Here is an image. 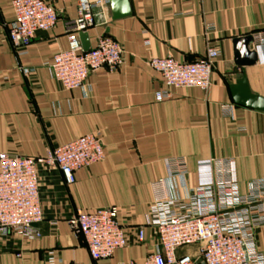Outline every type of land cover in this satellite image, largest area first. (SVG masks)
I'll return each mask as SVG.
<instances>
[{"label":"crops","instance_id":"0c3cea01","mask_svg":"<svg viewBox=\"0 0 264 264\" xmlns=\"http://www.w3.org/2000/svg\"><path fill=\"white\" fill-rule=\"evenodd\" d=\"M44 1L56 12L54 26L35 32L18 53L6 35L13 18L10 0H0V153L41 159L55 146L98 134L103 158L74 171L70 185L54 166L37 163L39 236H0V264H45L48 252L63 263L141 262L156 247L155 231L146 225L149 183L165 176L166 160L185 162L190 187L196 184V162L208 158L231 161L239 194L248 181L264 178V113L234 104L229 90L242 70L249 90L264 98V43L248 44L255 61L240 68L233 62L232 42L264 31V0H127L130 13L118 18H112L107 2L86 30L88 42L93 46L99 35L113 38L122 47V64L113 72L90 73L83 91L62 89L46 66L67 47L76 2ZM206 22L214 24L211 44L220 53L210 87L167 89L147 61L170 56L189 63L201 57ZM21 68L32 72L24 77ZM164 90L170 97L155 102L153 93ZM225 105L230 116L223 113ZM109 207L116 210L126 244L93 262L67 219L77 211ZM254 238L264 261V226ZM174 254L203 264L197 244L177 247Z\"/></svg>","mask_w":264,"mask_h":264},{"label":"built area","instance_id":"2783aa9c","mask_svg":"<svg viewBox=\"0 0 264 264\" xmlns=\"http://www.w3.org/2000/svg\"><path fill=\"white\" fill-rule=\"evenodd\" d=\"M75 2L76 15L69 21L65 33L67 47L53 54L46 66L51 78L62 89L83 91L90 73L118 69L123 51L117 41L106 35L97 36L93 46L82 49L78 33L86 31L101 17L107 0ZM10 4L13 18L7 25V40L14 51L21 53L35 32L54 26L56 12L44 0H10ZM214 30L213 23L203 24L204 52L192 62H177L170 56L147 61L167 89L208 90L210 74L220 54L211 44ZM251 37L254 45L264 43V31L255 32ZM20 71L24 77L32 72L27 68ZM169 97L168 90L153 93L155 102ZM223 113L230 116L231 107L225 105ZM102 158L98 134H86L55 146L41 159L0 153V236L15 233L28 239L38 238L34 226L42 220V213L37 163L54 166L64 184L70 185L74 171ZM165 164V176L149 183L151 201L146 225L155 231V250L141 262L116 264H194L189 256L176 258L174 254L177 247L191 244L199 246L203 264H264L254 238L255 231L264 226V178L248 181L245 192L239 194L228 159L198 160L196 184L191 187L186 181L187 170L182 159L166 160ZM67 224L73 233L80 235L93 262L110 258L115 250L126 244L113 207L77 211L67 219ZM136 240H143L141 228ZM45 264L85 263H63L48 252Z\"/></svg>","mask_w":264,"mask_h":264},{"label":"water","instance_id":"95a60500","mask_svg":"<svg viewBox=\"0 0 264 264\" xmlns=\"http://www.w3.org/2000/svg\"><path fill=\"white\" fill-rule=\"evenodd\" d=\"M112 18L126 16L130 13L127 0H107ZM78 38L83 50L89 47L86 31H80ZM234 56L233 62L237 67L252 65L255 61V52L247 49L252 42L250 34L233 38ZM236 76L235 81L229 86L232 102L236 105L264 113V98L253 94L246 83L243 71Z\"/></svg>","mask_w":264,"mask_h":264}]
</instances>
